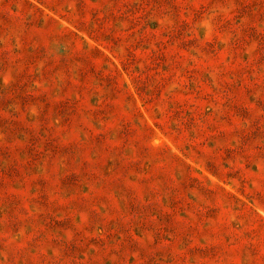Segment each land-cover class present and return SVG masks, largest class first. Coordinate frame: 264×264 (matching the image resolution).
Here are the masks:
<instances>
[{
	"label": "rangeland",
	"instance_id": "rangeland-1",
	"mask_svg": "<svg viewBox=\"0 0 264 264\" xmlns=\"http://www.w3.org/2000/svg\"><path fill=\"white\" fill-rule=\"evenodd\" d=\"M0 264H264V0H0Z\"/></svg>",
	"mask_w": 264,
	"mask_h": 264
}]
</instances>
